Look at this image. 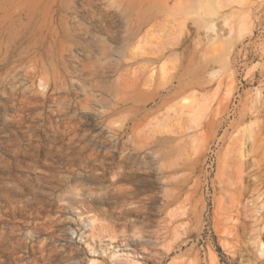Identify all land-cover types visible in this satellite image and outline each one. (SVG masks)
Masks as SVG:
<instances>
[{"label":"rangeland","instance_id":"374dc122","mask_svg":"<svg viewBox=\"0 0 264 264\" xmlns=\"http://www.w3.org/2000/svg\"><path fill=\"white\" fill-rule=\"evenodd\" d=\"M0 264H264V0H0Z\"/></svg>","mask_w":264,"mask_h":264}]
</instances>
